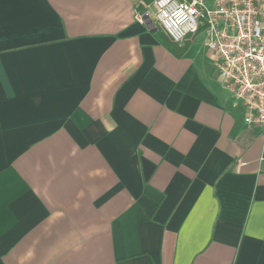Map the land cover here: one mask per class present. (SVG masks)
<instances>
[{"label": "crops", "instance_id": "obj_1", "mask_svg": "<svg viewBox=\"0 0 264 264\" xmlns=\"http://www.w3.org/2000/svg\"><path fill=\"white\" fill-rule=\"evenodd\" d=\"M153 1L0 0V264H264L263 129Z\"/></svg>", "mask_w": 264, "mask_h": 264}, {"label": "built area", "instance_id": "obj_2", "mask_svg": "<svg viewBox=\"0 0 264 264\" xmlns=\"http://www.w3.org/2000/svg\"><path fill=\"white\" fill-rule=\"evenodd\" d=\"M158 24L179 43L205 29L216 53L223 85L245 108L244 122L263 129L264 161V0H154Z\"/></svg>", "mask_w": 264, "mask_h": 264}, {"label": "trees", "instance_id": "obj_3", "mask_svg": "<svg viewBox=\"0 0 264 264\" xmlns=\"http://www.w3.org/2000/svg\"><path fill=\"white\" fill-rule=\"evenodd\" d=\"M173 42V41H172Z\"/></svg>", "mask_w": 264, "mask_h": 264}]
</instances>
